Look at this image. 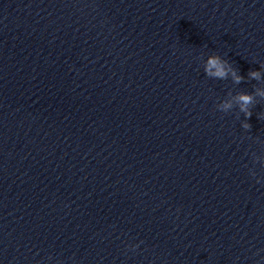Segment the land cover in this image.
Listing matches in <instances>:
<instances>
[{"label": "clouds", "instance_id": "obj_1", "mask_svg": "<svg viewBox=\"0 0 264 264\" xmlns=\"http://www.w3.org/2000/svg\"><path fill=\"white\" fill-rule=\"evenodd\" d=\"M226 66L230 69L231 66L228 65L227 61H224L220 58L219 55H214L208 58L206 65H205V72L210 77H216L219 79H226L227 78V71ZM233 79L236 83H240L244 78L237 74L236 71H232ZM249 76L253 79L259 80L260 73L256 71H250ZM256 94L260 96H264V92L256 90ZM240 105V110L245 113V116L250 118L252 113L249 109V105L254 103V95L252 93L241 92L235 98ZM232 107V104L226 102L223 104V110L227 111ZM244 128L248 129L251 127L250 124L245 123L243 125Z\"/></svg>", "mask_w": 264, "mask_h": 264}]
</instances>
